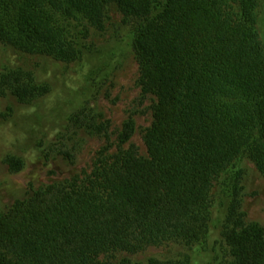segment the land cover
I'll return each mask as SVG.
<instances>
[{
    "label": "trees",
    "instance_id": "1",
    "mask_svg": "<svg viewBox=\"0 0 264 264\" xmlns=\"http://www.w3.org/2000/svg\"><path fill=\"white\" fill-rule=\"evenodd\" d=\"M110 1L142 18L133 41L139 82L143 94L156 96L147 155L130 142L131 118L119 135L128 145L102 153L89 174L0 209V264H191L115 262L106 254L205 241L220 172L246 154L264 174L259 0H0V42L73 62L80 49L71 19L100 20ZM47 92L29 69L0 74V100L11 94L29 103ZM62 153L75 159L69 148ZM233 175L219 264H264V225L247 218L244 185Z\"/></svg>",
    "mask_w": 264,
    "mask_h": 264
},
{
    "label": "rangeland",
    "instance_id": "2",
    "mask_svg": "<svg viewBox=\"0 0 264 264\" xmlns=\"http://www.w3.org/2000/svg\"><path fill=\"white\" fill-rule=\"evenodd\" d=\"M141 21V17L126 14L115 1L105 3L100 20L82 15L71 19L80 49L73 62L27 53L0 42V74L23 67L34 72L38 84L48 88L45 95L29 103L11 94L0 100L1 210H8L41 187L89 174L102 153L128 145L120 142L119 135L131 118L135 132L130 142L147 155L144 136L153 120L156 96L143 94L139 82L133 41ZM256 27L264 45V0H259L256 8ZM63 148L73 150L75 159H65ZM236 172L244 185L247 218L264 225V174L243 154L215 180L211 229L205 241L194 244L167 240L135 251L116 250L106 256L115 262L158 258L219 264L225 248L221 226Z\"/></svg>",
    "mask_w": 264,
    "mask_h": 264
}]
</instances>
